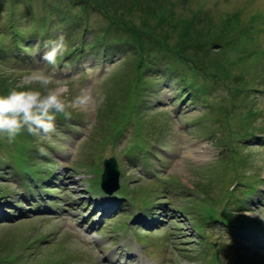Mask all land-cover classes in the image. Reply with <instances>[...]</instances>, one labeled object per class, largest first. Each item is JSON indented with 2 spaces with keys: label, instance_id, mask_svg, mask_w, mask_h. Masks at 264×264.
Masks as SVG:
<instances>
[{
  "label": "rangeland",
  "instance_id": "374dc122",
  "mask_svg": "<svg viewBox=\"0 0 264 264\" xmlns=\"http://www.w3.org/2000/svg\"><path fill=\"white\" fill-rule=\"evenodd\" d=\"M48 2L52 4L51 0ZM65 3L68 8V10L65 11L67 16L73 19L72 21L77 20L82 15V10L80 9V7L75 6L72 0H68ZM112 3H115L116 7L122 4L116 3L113 0L108 1V4ZM183 6L186 10H182L180 12L181 15H179L180 13L177 14V16L179 15L180 17H185L184 20L178 18V22L180 23L178 27L181 28H176L173 31L167 30L164 32L165 35L167 32H170V35H167L169 38V40L167 39V41H169L171 46L178 41L180 36L195 38L199 32L198 28H202L204 25H206L205 23L203 25L199 24L198 27H196L194 30L187 31L186 33L183 31V25H186L188 23V18L193 15V11L203 9V11L205 12H215V15H221L220 13L237 12L239 15V22L243 24L248 23L251 18L258 13L264 15V0H191ZM22 10L25 12L24 14L33 13L32 16H28V18L26 19V26L31 25L33 18L43 19L46 16V10L40 5L34 6V12H30L29 9H24V6H22ZM3 12L4 8L2 9V13ZM132 18L136 21L137 24H141V21L137 14H133ZM149 22H151L152 25L154 24V20L151 16L149 18ZM5 25L6 19L0 16V28H2V26L5 27ZM54 31L57 37L61 34L64 35L65 39L69 37V34L66 32H60L57 29H54ZM24 34L28 38L30 31L26 30ZM127 36H125V38L129 39ZM262 42H264V40ZM33 43L34 45H37L38 42L34 41ZM70 46H72V44L68 45V50L70 49ZM248 49L251 50L252 48L248 46ZM89 50L90 48L88 47V51ZM46 51V49L37 47L31 54V58L37 61L38 54H44ZM82 57L84 58H82L80 61H78L77 57L76 59L70 61L67 65H64L63 67L62 65L64 63L66 64V60H68L69 58L61 57V66L55 67L57 79L66 82L67 84V90L65 94L69 98H71L77 95L81 88L93 87L95 90L100 91L104 95L105 100L101 107L99 106L100 108L96 107L88 109L73 107L69 109L70 112L78 114L76 121H80L82 125H75L72 128H69L67 126L65 128L64 126L65 130L63 131L61 129L59 130L55 128V131L51 134L50 138L39 139L40 142L52 146V150H55V152L61 154V160L59 159L61 163H55L54 165L49 166V171H55L59 174L58 176H61V170L63 167H75V165L84 160H88L89 162H91V155H94L95 153H97V151H100V145L97 142V137L101 135H107L108 133L106 127L110 126L111 122L114 121L119 115L127 113L135 125H139L143 117L131 107H127L125 110L120 108L122 105L123 96L126 94V90L124 91L121 89H127L128 87H130L128 83L129 79L127 80L126 77H124L123 79L117 77L113 79L111 77H108L112 73V70L114 68L115 70H117L118 68L124 66L126 60L122 61V59H124L122 54H110L106 56V65H104L101 61V59L103 58H98L99 55L94 58L93 56H90L89 53H85L82 55ZM7 62L9 63V65L6 66H15L14 62H12V59H9ZM189 62H191V60ZM126 66L130 68L128 64ZM42 68L51 70L52 67L48 65ZM99 71L101 72V76L99 79H97L94 74ZM31 73L32 72L13 71L9 68L3 69L0 66V83H3L9 87H13L16 84H19L23 80H25V78L30 76ZM198 73L199 72L195 74L193 71H191V77L189 81L185 78L183 80L181 74L173 75L171 78H165L166 80H170V82L165 81L164 83L160 84L159 88L157 89V92L151 89L149 91V94H145L148 95L147 101H158L159 103L157 104V106L155 104V109L151 108V106L148 104L143 106V109L150 111L146 115L148 116V118H144L145 126H143V129H136L135 125L132 124L126 131L125 135L120 139V141H118L117 143L114 142L115 145L112 143L109 144L104 149V151L99 153L100 159H105L108 156H111L112 153H114V156L120 159L123 165L126 161L125 156L128 155V153L124 151L129 148V146H127V143L131 137L132 143H135L139 145V147H142L141 160L143 161V163L150 160V158L152 157H156L157 160L163 158L162 155H156V153L158 152L157 144L163 147L164 150L171 152V154H166V156H171L172 158L174 157L171 163H168L167 160L163 162L161 161L159 164L155 165L156 168H162V172L165 171L170 173L164 174L166 176H163L159 173L158 170L151 168L150 175L152 176V181L154 182V185L151 186L149 189L143 190L141 192V195H143V197L138 198L139 201H143L147 197L156 198L157 189L162 186H169L171 189H173L174 192H176L175 188L178 189V186L183 184L182 182L188 183L190 185L194 184L195 186L201 182L207 183L210 177L207 176V174L210 172H214L215 180L224 181L227 183H230L236 177L234 173L235 164L232 160L229 159V157H231V152H225V154H223L220 158L217 159L221 169H225L231 173L230 176L226 179L221 176L220 172L212 171L210 169L214 166L203 165L201 167L195 168L193 166L195 165L193 164V161L195 160L191 159V157L183 153L184 148L192 143L202 144L201 146L204 147L207 152L209 151L210 154L208 155L207 159L197 163V165H201V163L206 164L207 162L211 161L217 155V153H223H221V150L219 148L214 147L215 141L209 140L211 136L213 138L216 137V135L219 133L218 130L199 132L204 129H207L205 125H202V122L200 124H197L196 127L188 126L189 124L194 123V121L198 123L200 118H206L205 114L210 111V108L212 106L214 107L215 105L222 104L221 100H225V98L228 97V95H226L225 92L219 87L210 93V97L198 100L196 95L198 91L190 83L196 82L199 88L203 86H207L208 88H210L211 86L210 76H208L206 73H203L198 76ZM256 74L258 76V81H256V83L262 85L264 83L263 65H258L255 69V72L250 75ZM185 86L187 90H182L181 92H179V89ZM262 87H264V85H262ZM129 89L132 90L131 88ZM261 89L264 90V88ZM187 92L189 94H187V96H185L184 98V94ZM127 94L131 95L132 93ZM254 95L255 98L253 99L256 100L254 113L256 114V117L251 123V128L252 126H254L256 128L255 134L258 135L249 136L250 139L248 138L246 140L248 144L247 148L239 149L240 155L246 156L248 160L252 161L254 156L258 154L257 150H264V148H262L264 141H261L260 138V136H262L260 129H264V101H261L259 99L261 97H264V93L254 92ZM191 99L193 100L191 101ZM205 104H208L209 108H206V106H204ZM101 111L103 115L101 114ZM159 112H162V114L168 113V118L170 119L167 120L166 117ZM240 112L242 114L245 113L244 106L236 105L230 108V115H237ZM153 115H157V117L160 118L159 121L153 122V124L155 126L156 124H158L159 126H163V132L151 136L152 133H148L147 130H152L149 121L153 117ZM242 118L243 117L240 115L234 117L232 123L233 126L231 128V130H233L234 132L239 131V134L230 136L228 131L222 132L221 135L217 137L215 145H223L225 141H228L231 138H233L232 141L236 143H240V140H244L241 138L243 134L246 135L245 132L247 131V124H244L242 122ZM205 121L209 125L210 129H216L222 125L216 122L215 120L209 118H206ZM128 122L131 121L129 120ZM196 133H198V136L202 139L207 137L209 138L207 140H198L195 136ZM251 134L252 133H250L249 135ZM109 136L111 138L113 137L110 128ZM43 148L45 149L44 154L46 153L47 156H50L49 150H47L45 145H43ZM100 149L103 150V148ZM237 156H239V153H237ZM72 158L74 160L75 165L71 163ZM44 163L46 164V161H44ZM97 165L98 163L92 166H87L85 164L83 165V167L92 168V173L96 176L95 179L92 181L94 188H100L98 173L99 168ZM251 169L252 168H244L243 171L248 173V171ZM257 169L258 171H256L255 174L264 175V166H257ZM80 170L85 172V169ZM72 172L78 171H76L75 169H67L63 175L69 176L70 174L72 175ZM210 175L212 176V173H210ZM250 175H252V173ZM10 177H12V175L0 173V189H9V197L5 199H0V213H4L5 215H11V217H9L11 220H8L7 218H4V220L0 219V254L2 256L15 253L18 254L21 259L23 257V260H25L27 264H76V260L73 257L64 258L55 254L56 252L54 250L56 248H61L59 249V253H61V251H67L69 253H78L87 258H90V256L94 257L95 249L91 248V250H89V248L87 247L88 245H84L86 244V242L82 244L81 241H79L78 238L75 236V234L71 233L77 232L81 237H83L76 227L75 231H72L70 229L72 225L71 210L65 208V205L61 206V204L71 201L70 205L74 207L76 219L78 218L79 220H83L85 224L93 223L95 220H98L100 218L99 216L101 215L100 211H104L103 215H105V210L96 207V203L93 202V195L89 191H86V180L82 179V177H85L84 174L78 175L77 178L71 177L69 181L70 186L68 189L52 185L51 190L55 191L47 192L51 194L49 196V199H54V203L50 204L52 209L59 210L57 208L61 207L60 211L58 212V214H61V218H58L57 220L52 219V217L39 218V216H45V214H33L30 212V210L28 211L29 208L38 209V206H45L46 203L41 202V205H39L37 201L32 202L33 204H30L26 201L19 202V200L22 199V188H18V183L16 184V181H13L14 179H10ZM133 177L135 176H128L125 174L123 175V182L128 188L130 187V189H136V187L138 186L150 184L148 182L149 180L143 179V182L139 183L140 180H137V177ZM79 178L80 180H78ZM4 180H11V182L5 183ZM199 185L200 188L202 187V190L205 188V185ZM214 189L215 187H213V190ZM260 193V196L264 195V186L259 189V194ZM38 194L39 193L35 192V195ZM213 194L215 195L216 192L213 191ZM57 196H60L61 199H57ZM94 198L97 199L96 201L104 200V197L101 195H97ZM18 202L21 206V210L26 211V213L21 214V212H19V209L15 210L16 208L13 206V204H18ZM126 203L127 201L123 199L118 206V210H121V206ZM250 206L252 207V209H256L253 210L252 215L257 214L258 211L260 212V214H264V208H260L259 204L253 203ZM132 211L135 213L134 208ZM163 214L165 216H160L158 218L159 220H161V222H159L156 226H154L153 228H151L149 225L147 226V230H150L152 233L149 236H151V238H157V235H162L168 232L172 233L173 235L178 234V232H180L177 229L178 226L185 225L184 228L186 229L181 234H178L177 236L175 235L174 238L175 241H178L176 243H181L183 244V247L187 246L189 249H193L195 247L193 244L195 243L197 235L189 232L191 230L189 228L190 221L176 222L173 219L176 216L169 217L168 214ZM118 216V212L108 215L110 221L116 219ZM120 217H122V215ZM180 217H182V215ZM253 218L258 221H264L261 220L259 217ZM132 224L137 225L136 222H132ZM48 229L49 231L45 232ZM120 230L121 229L117 226H114L113 228V231L116 234H118ZM97 231L99 232L98 235L102 239L101 246L104 248V251L106 253L100 254L99 251H96V257L98 259L97 262L94 259L91 263V260L89 259L79 258L77 264H106V262H109L115 258V253L123 249L121 247L122 241L120 245H117L115 241L116 239H111L113 235L110 226H105L102 229L98 228ZM186 231L189 232L188 234L190 235L186 236ZM31 238L34 243L32 249L34 259H32V256H30L29 252H26L21 249L23 244ZM43 241L45 242L42 245ZM52 242H55V247ZM45 247H47L49 251H46ZM237 250L238 249L236 248L235 252H237ZM34 251L40 256V258L35 257L37 256V254L34 253ZM256 251L251 249L243 250V256L247 258L249 255L251 256L247 260V262L250 264H264V254L253 257L254 254H257ZM178 253L181 257H177V255L174 254L172 257L169 258L170 264H183V261L189 260V257L185 256H191L190 254H192L191 257L197 258L198 256L195 251H191L190 254L181 251H179ZM216 254L217 253H215L214 250H208L207 253H204L201 256L204 261V264H206L208 261H210V263L212 264H217L218 262L216 260ZM101 255L103 257H101ZM123 261H125V259H123ZM160 264L163 263L161 262ZM228 264L234 263L231 262Z\"/></svg>",
  "mask_w": 264,
  "mask_h": 264
},
{
  "label": "trees",
  "instance_id": "16d2710c",
  "mask_svg": "<svg viewBox=\"0 0 264 264\" xmlns=\"http://www.w3.org/2000/svg\"><path fill=\"white\" fill-rule=\"evenodd\" d=\"M12 1L14 0H11L10 2ZM76 1L77 3L81 2L82 4H90L92 7L101 9L100 12L110 20V27H107L106 29L107 36L110 38L118 41L121 39H117V35L121 37L120 35L131 34L137 41L139 40L144 47H148L146 52L147 59H163L165 56H159L158 53L169 52V54L172 53L176 56L177 61L185 62V64L195 74L199 72L198 76L203 73L210 75V72L206 70V67L213 62L219 63L222 60V54L224 55L225 50L228 51L230 55L232 52L229 51L235 49V45L240 44V42L244 39L249 38L254 42L257 41V38L253 33V23L241 24L237 13L231 12L232 14H229L227 18L219 20L218 16L210 14L201 15L200 12H202V10H200V12L193 11V15L188 18V23L183 25V31L186 33L187 31L194 30L199 24L203 25L205 23L206 25L202 28H198V35L195 38L180 36L178 41L171 46L169 41H167V39L169 40L167 35H170V32H167L166 35L164 32L167 30L173 31L176 28H181L178 27L180 25L178 18L184 20L185 17H180L179 15L181 14L179 13L182 10H185L183 9V5L187 4L191 0H113L119 4L122 3L117 7L115 6V3L108 4L109 0ZM61 3L62 0H54L53 5H48L47 2L46 5L50 7L55 6L54 12L57 13L58 5ZM178 7L180 8L178 9ZM175 9L180 11L176 12ZM54 12H50L52 16H55ZM64 14L65 13L63 12L62 16H64ZM133 14H139L142 27L147 30L140 36V28H137L133 24ZM177 14L179 15L177 16ZM150 16L154 20L153 25L149 22ZM23 17L24 15H21L19 18V31H24L25 28V26L21 23V18ZM10 19H13V15ZM13 27H15L14 24ZM40 32L42 33L43 31L40 30ZM155 36L157 39H155ZM151 46L152 49L150 50ZM190 60L191 62H189ZM189 68L188 70H185L183 78H190ZM224 68L228 71L227 75H217L215 73L214 75L220 77L221 79H227L228 75H230L229 67L225 66ZM186 73L188 74V77L185 75ZM228 81L229 86L235 85L234 87H236V84H241L242 86L241 89H238L237 87L235 90L232 89L229 91V98L231 101H235V97L237 96L242 98L243 91L247 93L248 97L249 90L245 89L244 85H247V83L250 82V79H248V76H246L245 73L243 74L241 71H237L234 77L228 78ZM9 88V86L0 83V94L6 93ZM250 113L251 111H248L247 115H250ZM27 148V146L16 144L14 150H9L7 152V156L11 157L13 154L22 151L26 152L25 150ZM2 162L3 161L0 157V163Z\"/></svg>",
  "mask_w": 264,
  "mask_h": 264
},
{
  "label": "clouds",
  "instance_id": "9594fccd",
  "mask_svg": "<svg viewBox=\"0 0 264 264\" xmlns=\"http://www.w3.org/2000/svg\"><path fill=\"white\" fill-rule=\"evenodd\" d=\"M45 47L47 51L42 60L52 66L51 70L35 69L21 83L0 94V134L6 136L9 143H13L24 131L41 139L50 138L55 131L58 115L69 118L71 116L69 109L96 108L105 100L104 95L93 87H83L77 95L69 98L65 94L66 82L57 79L55 72L58 58L67 50L64 35L46 41ZM259 99L264 101V97ZM257 152L252 163L254 166H264V150ZM248 174H251V170ZM245 214L264 220V214H260L259 211L255 215L248 212Z\"/></svg>",
  "mask_w": 264,
  "mask_h": 264
},
{
  "label": "bare ground",
  "instance_id": "6f19581e",
  "mask_svg": "<svg viewBox=\"0 0 264 264\" xmlns=\"http://www.w3.org/2000/svg\"><path fill=\"white\" fill-rule=\"evenodd\" d=\"M184 153L188 156H192L195 160H204L207 158V154L205 151H203L200 147H193V146H187L186 150H184ZM88 238L90 236L86 235ZM92 238V237H90ZM91 240V239H90Z\"/></svg>",
  "mask_w": 264,
  "mask_h": 264
}]
</instances>
